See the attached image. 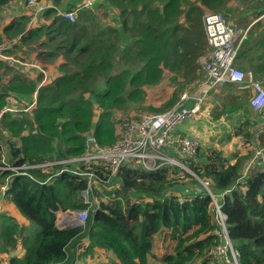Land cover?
I'll use <instances>...</instances> for the list:
<instances>
[{
    "label": "trees",
    "instance_id": "obj_1",
    "mask_svg": "<svg viewBox=\"0 0 264 264\" xmlns=\"http://www.w3.org/2000/svg\"><path fill=\"white\" fill-rule=\"evenodd\" d=\"M9 1L17 0H0V6ZM107 1L100 4L116 6L117 27H102L95 7L79 9L76 19L69 21L55 6L71 9L82 1L73 5L67 0H51L53 6L43 10L45 23L38 21L28 28L29 17L20 16L0 34V41L17 38L5 53L21 61L25 56L19 53L28 52L21 51L18 42L45 35L46 40L31 46V50L44 48L32 61L43 68L55 65L61 73L45 80L27 111L22 106L31 102L41 73L34 81L14 74L12 82L2 87L23 96H0V189L4 186L0 196L13 204L25 221L1 210L0 253H6L8 264H73L75 243L87 232L89 240L78 247L79 264L98 251L108 252L119 264H213L207 251L223 240L213 233L218 223L212 199L183 169L164 166L145 170L133 162L123 165L110 182L95 181L99 206L89 211L87 222L92 220V224L85 231L80 226L61 228L55 221L59 210L85 207L80 193L86 179L73 173L71 165L61 172H57L61 164L1 168L80 155L88 133L101 145L110 144L116 139L113 116L116 112L125 116L130 102L145 101L147 88L161 81L174 87L159 105L139 108L158 113L170 108L182 88L200 77L199 57L206 49L201 17L207 8L221 10L224 0ZM93 18L96 22L88 27L86 21ZM263 24L264 17L255 22L252 33ZM261 35L264 43V31ZM242 48L240 43L236 57ZM58 56L59 62L53 63ZM120 58L124 65L112 70ZM1 62L10 60L0 57ZM20 98L24 102L17 111L4 110ZM247 123L251 120L243 125ZM243 125L237 133L248 137ZM258 144L264 145V131ZM199 154L197 151L188 165L208 183L225 213L227 234L239 252V264H264V162L248 170L253 161L248 150L235 152L232 160L214 149L203 153V158ZM79 168L104 171L102 165ZM179 197L185 199L180 202Z\"/></svg>",
    "mask_w": 264,
    "mask_h": 264
},
{
    "label": "built area",
    "instance_id": "obj_2",
    "mask_svg": "<svg viewBox=\"0 0 264 264\" xmlns=\"http://www.w3.org/2000/svg\"><path fill=\"white\" fill-rule=\"evenodd\" d=\"M104 1L106 0H82L74 8L60 10L59 15L69 21H74L79 9L83 7L93 8ZM27 4L35 5L36 11L34 15L46 7L43 4H39L37 0H27ZM202 19L208 46L207 52L201 61L202 76L198 80L196 87L180 91L176 101L170 108L158 113L116 117V139L110 144L101 145L92 133H88L84 140L83 153L80 155H72L59 160L30 165L1 166L4 169L20 170L27 167H47L61 164L63 166L57 171L61 172L65 166L71 165L73 173L84 175L86 187L81 191L80 195L85 207L59 210L55 220L59 227L80 226L82 230H89L92 224V220L89 223L87 222L89 211H95L99 206V201L94 196L95 181L110 182L123 165L134 162L145 170L174 166L189 171L187 161L191 160L198 151L199 142L194 137L179 135L173 131L183 119L195 115L200 110V105L206 100L211 90H215L228 82H247L253 90V94L249 99L250 106L254 109L263 107L264 87L260 80L253 78L252 72L244 71L234 64L240 42L238 31L220 12L208 11L203 14ZM16 42L17 38L0 42V57L15 61V58L7 55L5 50ZM186 101H191L192 104L187 106ZM34 103L35 100L32 104ZM256 156L264 162V154L260 150L256 151L254 158ZM3 160H5L4 157ZM82 165H102L104 171L102 173H98L94 169L82 171L79 168ZM196 177L212 199L218 223V227L213 230V233L220 236L223 240L211 246L207 254L214 258L215 264H220L221 261L224 264H239V252L233 246L227 234L226 215L209 189L208 183L199 179L198 176ZM0 190L3 192L4 186ZM178 199L181 202L185 198L179 197ZM87 240H89V236L86 232L75 243L73 264H79V256L77 257L78 247Z\"/></svg>",
    "mask_w": 264,
    "mask_h": 264
},
{
    "label": "crops",
    "instance_id": "obj_3",
    "mask_svg": "<svg viewBox=\"0 0 264 264\" xmlns=\"http://www.w3.org/2000/svg\"><path fill=\"white\" fill-rule=\"evenodd\" d=\"M81 1L82 0H67V3L76 5ZM37 2L45 5L46 7L42 8L35 15V5L27 4V0L9 1L5 5L0 6V11H4V14L6 15V17H3L4 21H2L0 25V34H4V28L8 23L20 16L29 17L26 24V27L28 28L35 26V23L38 21V23L41 24L45 23V19L42 16L43 10L53 6V4L51 0H37ZM106 2L108 1L106 0L102 3L106 4ZM98 5L99 4H97V6ZM55 8L58 14L60 10L70 9L68 7L66 8L65 5L55 6ZM109 8L113 9L111 16L112 19L108 18L106 21H111L114 27H117L119 26V11L116 6L110 5ZM221 10L226 11V14L229 15V20L235 27L236 31H238V39H240L239 45L241 43V46H243L241 49V55H239V57H235V66L244 71L252 72L253 78L260 80L264 87V43L261 42V39L263 38L261 33L264 31V24L255 27L252 33V26H254L258 19H262L264 17V0H224V5ZM205 11L206 9L204 12ZM31 19L35 21H31ZM201 25L204 34L202 17ZM252 34L255 37L254 42H252ZM5 39L7 38H4V40H1L0 42L6 41ZM204 40L206 43V49L199 57L200 63L208 48L205 34ZM29 55L30 54L28 53L25 57H28ZM22 61L26 64L18 63L17 61H14V64H11V62H5L8 65L2 62L0 63V92L9 93V97L12 95L23 96L22 93H16L10 90L4 91L2 90V87H5L9 82H12V78H10L12 77L11 75H13L12 73H21L31 81H34L36 75L41 73L43 77L36 83V89L32 94V100L30 98L31 102H28L29 104H26V106H22V110L27 111L33 106L32 103L35 100L34 95L36 96L39 87L45 85V80L49 76L52 77L61 73L57 71L55 65L48 64L46 68H43L38 63L33 62L32 58H25ZM31 63H35L36 66ZM53 63L55 62L53 61ZM10 71L12 73H10ZM202 72L203 71H201L200 77L196 80V86L198 85V80L202 76ZM168 87L172 90L174 89L171 84H169ZM172 90L170 93H172ZM252 94L253 90L247 82L225 83L215 90H211L206 100L200 105V110L195 115L183 119L176 126L173 132L179 135L196 138L199 142V158H203L205 155L203 153H207L214 149L221 151L222 155L227 160H232L235 156V152L240 153L248 150L250 153H253L251 158L253 161L248 166V170H253L259 164L258 162H263L258 159V156H256V158H254V156L257 150H260L264 154V145L258 144V137L264 131V105L261 109L252 108L249 104V99ZM23 102V98H20L17 101L12 100L10 104V107L12 108H6L4 110L17 111L18 106H20ZM191 104V101H186L187 106H190ZM245 120H251V124L247 123L244 126L243 122ZM240 125H243V131L249 132L248 137H244L242 134L237 133ZM255 162H257V164ZM181 189H183V186H181ZM187 189L188 188H185L184 190ZM2 209H6L8 214L14 215L20 222L25 221L18 213L14 205L9 204L6 200H3L2 196H0V212ZM105 253L108 254V252L101 251H98V254L94 252L93 256L89 254V257H86L85 259L83 258V264H109L105 258ZM0 264H8L6 260V253H0Z\"/></svg>",
    "mask_w": 264,
    "mask_h": 264
},
{
    "label": "rangeland",
    "instance_id": "obj_4",
    "mask_svg": "<svg viewBox=\"0 0 264 264\" xmlns=\"http://www.w3.org/2000/svg\"><path fill=\"white\" fill-rule=\"evenodd\" d=\"M241 1V0H240ZM95 9H96V20L100 23V25L102 26V27H105V26H107V25H109V24H111L112 25V22L111 21H109L108 20V22L106 21L108 18L109 19H112L111 18V16H112V10L113 9H110L109 7H107L105 4H100V5H98V6H96L95 7ZM219 9H222V7H220ZM208 11H216V12H220L221 14H223L227 19H228V21H230L229 20V15L228 14H226V11H224V10H210V9H206V11L204 12V13H206V12H208ZM1 13V15H0V25H1V23H2V21H4V18L3 17H6V15L4 14V11H0ZM203 13V14H204ZM76 15H77V13H76ZM202 17H203V15H202ZM39 20V19H38ZM96 20L93 18V19H91V20H88V21H86V25L88 26V27H91V23L92 22H96ZM31 21H35V20H32L31 19ZM230 24H232L231 23V21L229 22ZM114 26V25H113ZM96 28V27H95ZM94 28V29H95ZM24 34H25V32H24ZM53 34V32L52 31H50L49 32V35L51 36ZM45 38V40H46V36L45 35H43V36H41V37H39V38H34V39H32V40H28V41H26V42H18V46H20L21 47V51H25V52H28L30 55L28 56V57H25V58H28V59H33L34 57V55L36 54V53H39L40 51H43L44 50V48H42V47H40V46H36L33 50H31L32 49V45L33 44H36L37 42H39V41H41L42 39H44ZM117 42H119V41H116V44L118 45V44H120V42L119 43H117ZM31 50V51H30ZM18 53H19V51H18ZM20 55H22V56H27L28 54H25V53H19ZM41 54V53H40ZM25 58H23V59H25ZM59 58V56L56 58V60H54V62H59L58 59ZM15 61H17L18 63H23V64H26L24 61H21V60H19V59H16L15 58ZM10 62H11V64L13 63L14 64V61L13 60H10ZM121 65H124V60L123 59H121L120 58V60H118V61H116L114 64H113V68H112V70L113 69H115V67L116 66H121ZM5 67V66H4ZM10 73H12L11 71H10ZM13 75H14V73H12ZM166 74H167V70H165V74H164V77L166 76ZM13 75H11V76H13ZM20 75H22L21 73H20ZM101 75L98 77V80H100L101 79ZM10 78H12V77H10ZM169 86V84L167 83V81H161L160 83H158V84H156V85H154V86H152V87H149V88H147V93H146V95H147V97H146V100L145 101H142V102H137V103H135V102H130L129 104H127L128 106L126 107V115H132V114H138V113H151V112H147V111H140L139 110V108L140 107H145L147 104H151V105H154V106H157V105H159V103H161V101H163V99L166 97V96H168L169 94H170V92H171V88H169L168 87ZM194 87H196V80H194V81H192V82H190V83H188L185 87H183L182 89H184V88H187V89H192V88H194ZM181 89V90H182ZM145 95V96H146ZM177 96V95H176ZM35 98H36V96H35ZM139 106V107H138ZM119 116V114H118V112H116L115 113V115L113 116V118H114V121H115V126L117 125V120H116V117H118ZM199 148V147H198ZM188 169H189V171H185V172H188V173H190V174H192L195 178H197L196 176H195V174H194V172L192 171V169L190 168V166L188 165ZM199 178V177H198ZM200 179V178H199ZM94 196H95V198H96V200H98L99 201V197H98V195H97V193L96 192H94ZM219 202H220V199L218 200ZM98 232V231H97ZM159 253V252H158ZM105 255V258L107 259V261L110 263V264H119V261H114V259H112V258H110L109 257V255L108 254H104ZM212 257V256H211ZM213 264H215L216 262H215V260H213ZM155 262H152V264H154ZM190 264H193V263H190Z\"/></svg>",
    "mask_w": 264,
    "mask_h": 264
},
{
    "label": "water",
    "instance_id": "obj_5",
    "mask_svg": "<svg viewBox=\"0 0 264 264\" xmlns=\"http://www.w3.org/2000/svg\"><path fill=\"white\" fill-rule=\"evenodd\" d=\"M9 93H6V92H0V96H6V97H9Z\"/></svg>",
    "mask_w": 264,
    "mask_h": 264
},
{
    "label": "clouds",
    "instance_id": "obj_6",
    "mask_svg": "<svg viewBox=\"0 0 264 264\" xmlns=\"http://www.w3.org/2000/svg\"><path fill=\"white\" fill-rule=\"evenodd\" d=\"M4 109H6V108H4Z\"/></svg>",
    "mask_w": 264,
    "mask_h": 264
}]
</instances>
